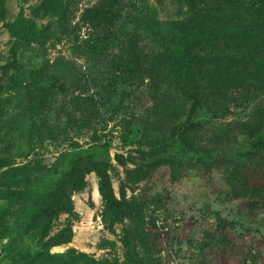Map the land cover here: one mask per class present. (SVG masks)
I'll list each match as a JSON object with an SVG mask.
<instances>
[{
	"label": "rangeland",
	"instance_id": "1",
	"mask_svg": "<svg viewBox=\"0 0 264 264\" xmlns=\"http://www.w3.org/2000/svg\"><path fill=\"white\" fill-rule=\"evenodd\" d=\"M120 8L131 17L113 26L84 18ZM104 34L109 49L131 39L127 76L124 60L89 53ZM139 54L148 60L143 74ZM193 76L204 103L186 137ZM0 80V264H145L126 241L139 250L135 233L150 218L192 222L189 236L198 239L206 220L222 219L236 255L214 238L211 264L264 257V203L244 193H264V0H0ZM85 80L95 98L87 102ZM79 152L106 162L114 195L137 201L143 219L104 218L91 170L72 191L73 210L57 212L44 237L70 225V240L25 261L41 242L25 226L19 236L25 204L32 197L35 206ZM173 240L199 253L198 242ZM201 262L194 255L184 264Z\"/></svg>",
	"mask_w": 264,
	"mask_h": 264
},
{
	"label": "trees",
	"instance_id": "2",
	"mask_svg": "<svg viewBox=\"0 0 264 264\" xmlns=\"http://www.w3.org/2000/svg\"><path fill=\"white\" fill-rule=\"evenodd\" d=\"M233 3L234 1L239 2L240 0H224ZM46 3L41 4L39 10L45 15L46 13ZM89 9L85 12L84 18L90 24V27H99L102 28L114 24L116 17L122 18H130V14H124L122 8L120 11H115L114 9L108 10L107 12H103L102 9ZM108 37L103 36L100 37L99 41L96 44H89V53L96 54L99 59L112 61L113 64L118 63V60H124V72L121 69L123 75L127 76L131 70L130 59L131 57H127L128 52L130 51V46L128 45V41L130 42V38L126 40V43L121 40L118 42L120 48L109 49V45H107ZM93 40V32H88V36L86 37L87 42ZM127 47V49H126ZM136 48V46H135ZM125 54L121 56L122 53ZM134 56L137 57L138 51H132ZM120 58V59H119ZM148 60L144 57L141 58L139 54L138 58V72L143 74L144 71L147 70ZM119 68V67H118ZM192 76V72H191ZM79 81H83L79 79ZM80 83V82H79ZM2 82L0 80V87ZM87 80L83 83V90L81 91L83 96V101L87 102V100H93V95L90 94L88 90ZM50 92L48 90L45 91V96H43V100L41 104L44 105L49 98ZM185 95L190 101V108L188 111V118L180 124L183 134L186 137L190 136V133L197 130L199 127V121L195 118L199 110L201 109L204 98L202 93V88L198 79L193 76L192 83L190 88L185 90ZM95 99V98H94ZM119 159L123 161L124 159L119 156ZM207 163V162H206ZM95 170L99 176V189L105 200L104 207V218L109 219H118L121 217H127L130 220L143 219L140 215V211L138 210V202H130L124 196L116 197L113 193L108 173L106 172V162L102 159H97L93 155L89 153L79 152L77 153L72 160L70 161L68 168L64 170L61 175L52 182L46 189V192L40 194L38 198V202L35 206H31V198L27 200L25 204V211L20 216V233L19 236H22V229L25 226V236L29 237H39L40 249L37 252H25V261L29 260L35 256H39L43 250L49 249L52 245L68 241L72 235V227L70 225L65 226L61 231H59L55 236L44 238L47 234V230L50 226L52 218L59 211H71L73 210V203L71 194L74 189L79 188L84 182V176L87 172ZM248 190L244 191L245 195H247V201L252 202L253 199L259 202L263 201L264 203V193H254ZM237 194H241V190H237ZM249 197V199H248ZM245 200V199H244ZM193 227V223L189 221H184L182 224H177L176 222H169L166 224L158 225L152 218L147 221L146 227L143 230L140 228L138 232L135 233L134 237H141V245L140 249L137 248L134 251L130 245L128 240L126 241L129 249H132L131 252L135 254L137 259L144 261L145 264H184L188 259L195 255V258L200 259L201 264H211V259H208L209 253L216 247L214 243V238L220 240L223 246V250L225 253L229 254L233 259L236 253L233 251V243L230 235L225 229L226 224L219 217H214L211 220H206L205 223L201 226L200 237L193 238V236H189V232L191 228L187 229V226ZM187 230V231H186ZM26 236V237H27ZM186 238L190 244L194 241L198 242V245H201L199 248V253L194 254L192 251H181L179 247L174 248V238ZM214 239V240H213ZM206 241V243L204 242ZM209 245L208 251L205 253L204 248ZM168 245V246H165ZM235 249V247H234ZM260 250V249H259ZM162 251L166 252L162 255ZM206 259V260H205ZM255 264H264V257H262L259 262Z\"/></svg>",
	"mask_w": 264,
	"mask_h": 264
}]
</instances>
